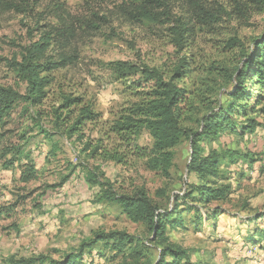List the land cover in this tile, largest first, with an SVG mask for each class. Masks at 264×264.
I'll return each instance as SVG.
<instances>
[{"label": "rangeland", "instance_id": "rangeland-1", "mask_svg": "<svg viewBox=\"0 0 264 264\" xmlns=\"http://www.w3.org/2000/svg\"><path fill=\"white\" fill-rule=\"evenodd\" d=\"M163 1L173 18L191 22L189 43L182 50L172 42L175 25L166 23L165 17L150 22L134 14L141 0H0V87L26 94L14 62H21L36 44L50 41L46 53L50 60L73 61L52 73L54 83L41 105L24 115V104L19 103L0 121V264L41 257L62 261L97 235L112 233L134 238L135 248L117 252L99 242L102 256L95 255L94 264H157L164 248L172 245L187 252L185 264H264V217L258 219L264 215V104L256 105L255 95L246 102L235 100L247 103L250 110L244 113L247 117L241 113L233 119L239 127L248 123L247 118L254 119L259 124L256 132L245 136L226 132L204 146L205 154L214 151L221 156L217 185L211 178L208 182L229 186V193L210 204L197 193L188 199L200 206L201 222L178 198L202 184L188 170L190 141L183 138L173 149V167L166 177L140 157L152 149L147 131L131 143L111 131L123 111L137 101L136 91L150 87L133 84L136 79L117 80L113 64L146 65L167 77L184 66L185 74L176 83L187 96L208 98L218 111L217 104L225 106L231 100L226 95L235 87V77L229 81L226 75L242 66V52L250 51L253 41L264 34V0H195L230 14L214 27L193 16L190 0ZM69 95L84 98L99 115L82 128L81 141L77 135L56 133L52 123L55 110ZM208 110L195 107L183 116L182 126L201 131L200 120ZM87 142L99 144L100 154L91 157L83 152ZM105 152H119L123 163L106 160ZM228 153L236 154L235 163ZM246 154L256 161L252 169ZM28 165L35 166L32 175ZM108 189L117 196L144 190L162 212H174L178 204L183 225L168 227L157 241L147 221H135L107 199Z\"/></svg>", "mask_w": 264, "mask_h": 264}, {"label": "trees", "instance_id": "trees-1", "mask_svg": "<svg viewBox=\"0 0 264 264\" xmlns=\"http://www.w3.org/2000/svg\"><path fill=\"white\" fill-rule=\"evenodd\" d=\"M141 1V4L135 6L134 14L150 22H160L165 17L166 23L175 25L172 29L174 45L181 50L186 48L192 32L191 22H182L173 18L167 3L163 0ZM190 4L193 16L211 27L217 25L224 14L230 16L225 12L220 13L205 8L195 0H190ZM159 9L163 10L159 11ZM49 44L50 41L36 44L32 49L26 51L21 62H14L15 70L26 84V94L22 95L13 88L0 87V121L10 116L14 107L19 103L24 104V115L41 105L46 97V89L54 83L52 73L73 64L70 57H61L57 60L48 59L46 53ZM242 60L243 64L240 68L235 69L232 74L226 75L229 81L235 77V87L232 93L226 95L231 100L225 106L217 104L218 111H215L216 108H212L211 103L207 101L208 98L200 96L201 99H199V96H187L186 90L176 83L185 74V71L182 70L184 66L178 67L172 72V75L170 74L171 76L167 77L161 70L146 65L124 61L112 65V74L117 80L136 79L132 82L133 84L140 85L141 82H144L150 84V87L148 90L138 89L136 91L137 101L123 111L120 118L113 124L111 131L122 136L129 143H131V139L137 138L143 131H147L153 139L152 149L149 152L140 153V157L147 160L148 167L152 171L160 172L166 177L170 175L173 167L175 158L173 149L180 144L183 138L190 141L192 156L188 170L190 173L197 174L202 184L192 186L189 193L186 192L178 198L181 203L186 202L187 211L195 212L198 222L203 220L200 206L193 202L188 203V199H193L194 193L198 194V199H201L204 204L224 200L229 193V186H211L208 182V179L211 178L212 184L217 185L221 156L214 151L205 154V144L220 140L221 135L226 132L239 136L254 134L259 126L254 119L247 118L248 123L239 127L233 117L241 113H248L250 110L247 103L239 104L235 100L246 102L255 95V104H264V34L253 41L250 51L242 52ZM184 64L188 63L184 62ZM220 76L222 77V75ZM214 93L216 90L211 95ZM198 106L209 108L200 120L201 131L184 128L182 126L183 116L186 113L194 112L195 107ZM244 115L247 117L248 114ZM98 117L93 106L85 102L84 98L69 95L63 97L62 103L55 110L52 123L57 129L56 133L63 131L62 134H66L70 138L77 135L81 141L84 137L81 133L82 128L87 123H95ZM49 135L47 134V136ZM100 150L99 144L92 145L87 142L83 152L95 157L100 154ZM235 155L234 153L227 154L232 163H235L233 160ZM102 156L106 160L123 163V156L119 152H105L102 153ZM244 158L248 160L252 169L256 163L254 158L250 154H246ZM28 166L30 167L28 173L32 175L31 172L35 170V166ZM241 177H244V174ZM92 182L96 183V180ZM105 194L109 201L117 202L122 212L128 217L135 221H147L151 225V230L155 232L157 241L163 239L168 227L175 229L179 225H183V214L179 211L180 205L176 204L174 212L159 211L144 190L138 191L133 196H117L110 189ZM262 217L264 215L258 219H262ZM99 242L103 243L104 249L109 248L117 252H123L127 247L135 248L136 244V240L125 233L101 234L97 235L92 242L83 243L78 254L69 255L62 261L41 257L21 260L20 264H84V262L94 264L96 262L95 255L97 258L102 256V252L97 247ZM158 243L162 244L161 241ZM186 259L187 252L172 245L164 248L157 264H185Z\"/></svg>", "mask_w": 264, "mask_h": 264}]
</instances>
